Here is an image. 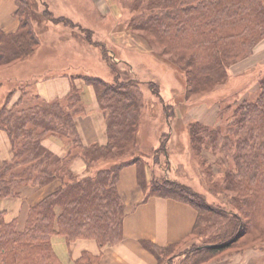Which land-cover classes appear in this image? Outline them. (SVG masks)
Here are the masks:
<instances>
[{
	"label": "trees",
	"instance_id": "16d2710c",
	"mask_svg": "<svg viewBox=\"0 0 264 264\" xmlns=\"http://www.w3.org/2000/svg\"><path fill=\"white\" fill-rule=\"evenodd\" d=\"M14 1L20 27L10 34L0 30V67L17 59L26 60L38 45L29 1ZM139 6L140 15L133 18L132 28L149 32L168 50L189 57L186 59L194 68L191 73L195 86L203 80L210 81L212 76L221 78L224 69L235 62H230V57H239L250 42L264 37V0H140L134 8ZM148 11L153 14L150 18ZM63 20L71 23L66 18L57 19ZM83 33L92 41L90 31ZM95 43L102 49L114 79L109 82L100 77H84L86 84L94 88L105 117L106 145H83L75 120L83 108L80 94L75 90L68 96L67 107L39 97L24 100L27 97L24 91L13 107L6 104L0 109V130L6 132L13 153L12 161H5L0 170V199L15 196L17 188L10 191V185L15 182L43 186L56 179L62 181L59 189L30 208L23 230H18L17 219L7 221L0 212V264H64L53 246V236L63 237L68 244L77 239H93L100 247L122 241L125 211L117 185L121 170L132 164L139 165L140 185L148 195L175 199L196 209L198 218L193 233L205 222L216 229V243L210 244L213 247L203 245L191 251L199 260L197 263L226 251L236 242L242 217L227 212H204L206 202L201 195L178 182L148 181L140 158L122 162L121 158L127 156L122 152L112 165L81 179L70 170L69 164L76 157H81L91 170V162L112 155L115 149L121 150L122 145L135 140L147 109L142 83L118 80L108 48L102 42ZM149 85L152 87L154 83ZM260 90L256 103L240 106V121L233 130L234 136L222 135L220 130L205 128L206 125L198 122L188 128L195 149L205 142L215 149L220 139L225 142L224 151L228 145L233 148L232 162L236 166L234 170L227 169L226 187L244 196L250 223L256 229L264 222V79ZM46 135L70 141L66 157L60 158L42 145ZM61 163L62 167H58ZM232 201L239 210L243 209V199ZM143 245L158 259L161 250L171 248L151 242ZM75 264H100V256L85 251Z\"/></svg>",
	"mask_w": 264,
	"mask_h": 264
},
{
	"label": "rangeland",
	"instance_id": "374dc122",
	"mask_svg": "<svg viewBox=\"0 0 264 264\" xmlns=\"http://www.w3.org/2000/svg\"><path fill=\"white\" fill-rule=\"evenodd\" d=\"M28 1L33 27L39 38L38 45L26 60L17 59L0 67V109L6 104L9 108L13 107L24 91L27 94L24 100L31 96L40 99V96L48 94L51 84L61 77L69 78L70 85L76 86V93L81 92L77 90L79 80H84L86 76L112 82L111 67L95 42L104 43L110 62L115 66L114 73L119 75L118 80L142 83L147 109L135 140L122 145L121 150L115 149L114 154H106L91 162L88 175L92 176L112 165L124 152L127 156L120 161L140 158L147 164V180L178 182L201 195L206 202L204 212H227L242 217L236 242L226 251L197 263L199 260L191 251L216 243V229L205 222L187 241L161 250L160 264H201L223 258H229L230 264H264V222L260 223V229H256L250 223L244 196L226 187L227 169L234 170L236 166L232 162L235 151L230 145L224 151L225 142L221 139L215 149L206 142L195 149L188 129L192 123L198 122L206 125L205 128L220 130L222 135L234 136L233 130L240 121V106L256 103L261 93L264 37L259 42H250L239 57H230L229 61L235 62L224 69L221 78L212 76L210 81L203 80V83L195 86L192 66L186 59L189 57H181L168 50L149 32L132 28L133 18L140 15L138 10H141V6L134 8L140 0ZM146 13L148 18L153 15L149 11ZM61 17L69 19L71 23L65 20L58 22L57 19ZM85 30L92 33V41L87 33H83ZM50 80L51 83L42 88V84ZM150 83L154 85L151 87ZM68 96L56 100L67 107ZM80 105L86 108L83 99ZM18 107L14 110H18ZM172 138L174 145L169 149L168 142ZM63 140L69 145V140ZM184 142L188 143L185 149ZM175 155H179L178 159ZM19 167L23 169L22 165ZM58 167H62V163ZM23 185L12 183L10 191L12 187L15 189ZM233 198L243 199L242 210L237 208ZM19 224L24 227L22 218ZM54 241L57 245L61 242L59 238Z\"/></svg>",
	"mask_w": 264,
	"mask_h": 264
},
{
	"label": "crops",
	"instance_id": "0c3cea01",
	"mask_svg": "<svg viewBox=\"0 0 264 264\" xmlns=\"http://www.w3.org/2000/svg\"><path fill=\"white\" fill-rule=\"evenodd\" d=\"M16 11L17 6L14 0H0V30L8 34L18 31L20 22ZM51 81L44 82L42 88L47 87ZM75 89L76 86L70 85L69 78L61 77L51 84L48 94L40 96V99L56 102L67 97ZM77 90L81 91L79 92L80 97L86 105V108L84 106L83 111L75 117L83 145H106L108 143L106 121L94 88L86 84L84 80H79ZM168 144L169 149L172 148L173 138ZM182 144L184 149L188 147V143ZM42 145L60 158L66 157L70 150L69 145L63 139L55 136H44ZM12 157L13 153L7 134L0 130V170L5 161H12ZM175 157L178 159L179 155ZM69 166L79 179L91 176L88 175L90 170L81 157L73 159ZM145 167L147 172L146 163ZM139 176L138 164L126 166L120 172L117 188L125 211L122 241L115 245L100 247L93 239H77L68 244L63 237L58 236L56 238H59L61 242L57 245L54 241L56 238L52 239V242L64 264H75V261L85 251L99 255L100 264H160L159 259L144 247V242L168 248L176 247L189 239L194 232L198 218L196 209L188 203L175 199L148 195L149 192L140 185ZM61 185L60 179L43 186L31 182L24 183L16 189L15 196L0 199V212L5 214L7 221L17 219V228L21 231L25 228L30 208L55 192ZM20 218L23 219L24 227L19 224ZM230 263L229 258H223L210 260L203 264Z\"/></svg>",
	"mask_w": 264,
	"mask_h": 264
},
{
	"label": "water",
	"instance_id": "95a60500",
	"mask_svg": "<svg viewBox=\"0 0 264 264\" xmlns=\"http://www.w3.org/2000/svg\"><path fill=\"white\" fill-rule=\"evenodd\" d=\"M214 245H209L208 247H213Z\"/></svg>",
	"mask_w": 264,
	"mask_h": 264
}]
</instances>
